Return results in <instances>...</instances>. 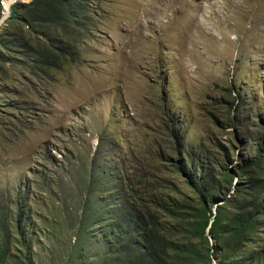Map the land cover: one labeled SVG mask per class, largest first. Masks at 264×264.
I'll return each mask as SVG.
<instances>
[{
    "label": "rangeland",
    "instance_id": "obj_1",
    "mask_svg": "<svg viewBox=\"0 0 264 264\" xmlns=\"http://www.w3.org/2000/svg\"><path fill=\"white\" fill-rule=\"evenodd\" d=\"M7 1L0 0L2 264L26 257L105 264L97 252L111 228L94 215L97 197L119 194L118 182L96 190L85 209L87 182L101 166L113 175L143 170L192 197L169 161L164 169L149 158L147 150L159 148L175 158L164 127H179L185 147L233 171L232 182L244 180L241 164L264 149V0H86L65 27L35 22L33 29L9 20L11 5L31 0ZM18 27L35 47L47 45V32L60 37L77 58L33 69L4 36ZM84 213L93 215L85 239Z\"/></svg>",
    "mask_w": 264,
    "mask_h": 264
},
{
    "label": "trees",
    "instance_id": "obj_2",
    "mask_svg": "<svg viewBox=\"0 0 264 264\" xmlns=\"http://www.w3.org/2000/svg\"><path fill=\"white\" fill-rule=\"evenodd\" d=\"M85 3L86 0L14 3L9 20H23L32 29L35 22L65 27L74 13L84 12ZM4 36L25 52L32 68L39 72L58 68L61 56L75 60L78 55L73 44L48 32L44 35L47 45L40 47L30 43L22 27L15 33L7 29ZM163 129L171 132L175 158L167 160L162 148L160 153L147 150L149 158L155 166L164 164V169L169 161L170 171L176 169L193 196L170 180L155 181L143 170L113 175L101 166L87 182L85 209H89L90 195L106 190L112 181L118 182L119 194L108 190V195L97 197L100 208L95 219L111 228L102 242V253L97 252L98 259H104L105 264H264V237L260 235L264 225L263 147L257 148L238 169L244 180L232 182L233 171L185 147L179 127ZM103 141L100 137L96 155L101 152ZM92 216L84 213L79 219L84 239ZM209 237L214 241L211 245ZM196 240L207 247L200 249ZM7 255V245L0 241V264ZM24 261L30 263L28 257Z\"/></svg>",
    "mask_w": 264,
    "mask_h": 264
},
{
    "label": "bare ground",
    "instance_id": "obj_3",
    "mask_svg": "<svg viewBox=\"0 0 264 264\" xmlns=\"http://www.w3.org/2000/svg\"><path fill=\"white\" fill-rule=\"evenodd\" d=\"M4 1V0H3ZM11 1L9 0V1H7V7H9L8 5H9V3H10ZM3 6H4V3H3ZM6 10V9H5ZM8 11H9V9L6 11V13H8ZM2 13V12H1ZM4 15H6V14H4ZM6 18H4L3 16H2V14H1V16H0V23L1 22H3L4 20H5Z\"/></svg>",
    "mask_w": 264,
    "mask_h": 264
},
{
    "label": "water",
    "instance_id": "obj_4",
    "mask_svg": "<svg viewBox=\"0 0 264 264\" xmlns=\"http://www.w3.org/2000/svg\"><path fill=\"white\" fill-rule=\"evenodd\" d=\"M10 12H11V10H10Z\"/></svg>",
    "mask_w": 264,
    "mask_h": 264
}]
</instances>
